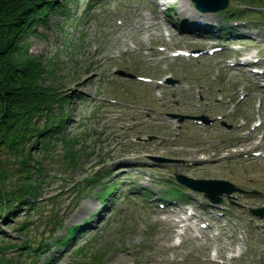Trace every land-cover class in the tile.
<instances>
[{"label": "rangeland", "instance_id": "obj_1", "mask_svg": "<svg viewBox=\"0 0 264 264\" xmlns=\"http://www.w3.org/2000/svg\"><path fill=\"white\" fill-rule=\"evenodd\" d=\"M260 1L234 19L223 11L202 14L191 0H57L27 41L30 55L50 69L47 83L62 97L54 117L63 123L47 137L50 145L34 152L52 154L39 160L44 172L36 198L12 215L0 212V246H9L0 251V264H89L90 253L106 254L103 264H264V219L248 213L264 206V157H221L264 151V92L255 75L225 61L242 53L261 57L264 67ZM240 5L229 0L228 12ZM215 42L229 46L197 59L167 58L168 49ZM116 69L157 80L170 76L179 84L133 81ZM164 113L204 115L211 124L177 123ZM149 135L156 140L144 141ZM65 152L75 163L64 160ZM177 173L226 180L245 192L223 196L228 211L218 216V206L202 193L175 184ZM144 189L148 193L137 196ZM173 199L176 208H158ZM84 204L91 207L79 213ZM188 212L196 225L189 220L181 229ZM75 226L66 250L59 240Z\"/></svg>", "mask_w": 264, "mask_h": 264}, {"label": "trees", "instance_id": "obj_2", "mask_svg": "<svg viewBox=\"0 0 264 264\" xmlns=\"http://www.w3.org/2000/svg\"><path fill=\"white\" fill-rule=\"evenodd\" d=\"M255 3L259 0H243ZM57 0H0V212L25 205L37 196L39 178L44 172L38 163L52 154L35 155L39 146L47 148L52 130L61 127L55 121L54 107L62 97L47 83L50 69L30 55L27 37L33 28L55 10ZM66 145L73 142L67 140ZM6 154V157L2 155ZM43 156V157H42ZM47 156V157H46ZM64 160L75 163L65 152ZM94 181V179H89ZM110 193V191H106ZM72 239L68 233L60 242ZM86 245L75 250H84ZM9 248L0 246V251ZM37 251L40 247H30ZM67 249V248H66ZM106 254H89L88 263L103 264Z\"/></svg>", "mask_w": 264, "mask_h": 264}, {"label": "water", "instance_id": "obj_3", "mask_svg": "<svg viewBox=\"0 0 264 264\" xmlns=\"http://www.w3.org/2000/svg\"><path fill=\"white\" fill-rule=\"evenodd\" d=\"M195 4V7L203 13L206 12H217L221 9H224L228 0H192ZM119 75L130 76L125 74L122 71L116 72ZM160 161H169L167 159H158ZM178 181L183 184H186L190 188L198 191L204 192L205 197H207L211 202L219 204L222 202L221 195L225 193L229 196L233 191H239L234 185L222 181V180H192L183 176H177ZM255 216L264 218V208H258L251 210Z\"/></svg>", "mask_w": 264, "mask_h": 264}, {"label": "bare ground", "instance_id": "obj_4", "mask_svg": "<svg viewBox=\"0 0 264 264\" xmlns=\"http://www.w3.org/2000/svg\"><path fill=\"white\" fill-rule=\"evenodd\" d=\"M90 207H91V205H89V204H84V206L81 208V210L79 211V213H84V212L87 211Z\"/></svg>", "mask_w": 264, "mask_h": 264}]
</instances>
